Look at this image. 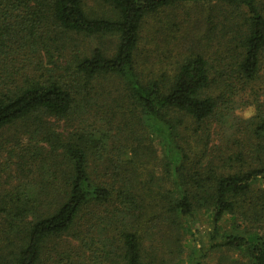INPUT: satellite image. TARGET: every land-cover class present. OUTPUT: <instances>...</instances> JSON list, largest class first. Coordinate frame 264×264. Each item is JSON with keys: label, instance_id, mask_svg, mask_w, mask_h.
<instances>
[{"label": "rangeland", "instance_id": "rangeland-1", "mask_svg": "<svg viewBox=\"0 0 264 264\" xmlns=\"http://www.w3.org/2000/svg\"><path fill=\"white\" fill-rule=\"evenodd\" d=\"M260 1L264 10V0ZM86 9L96 15L111 13L101 0H86ZM220 12L217 0H199L149 16L136 56L141 78L172 79L182 61L197 53L214 63L230 58L231 36L229 29L222 31L227 23ZM48 31L34 48L37 52L28 50L12 59L13 71L22 76L59 77L75 54L90 55L98 48L112 56L119 42L110 35L58 33L53 26ZM221 67L225 76L233 75L229 65ZM0 68L4 67L0 64ZM231 81V94L222 85L208 91V95L228 96L221 113L203 125L185 117L179 127V144L189 157L187 164L200 173L215 169L223 157L239 153L249 159L248 166L264 163V158L260 163L250 155L256 142L250 120L259 113L264 115V55L255 80L234 75ZM92 93L65 120L37 116L36 121L31 118L0 130V204L10 210L19 206L29 210L47 200L45 192L51 190L49 185L59 177L63 163L62 155L53 154L47 143L46 137L52 133L65 141L78 136L91 140L90 171L97 181L114 184L118 191L121 186L114 176L122 172L134 185L131 204L117 192L104 207L84 213L69 233L46 241L39 264H124L120 231L127 228L139 231L146 264H251L245 252L220 244L227 235L264 237V220L252 223L243 215L226 214L216 226L211 209L197 205L192 218L178 217L170 204L181 198L180 181L161 135L132 106L130 93L119 78L99 79ZM36 123L47 131L38 133ZM256 189L264 192V180ZM33 219V212L23 219L2 214L0 241L10 247L24 244L28 222Z\"/></svg>", "mask_w": 264, "mask_h": 264}, {"label": "trees", "instance_id": "trees-1", "mask_svg": "<svg viewBox=\"0 0 264 264\" xmlns=\"http://www.w3.org/2000/svg\"><path fill=\"white\" fill-rule=\"evenodd\" d=\"M101 1L110 7L109 15L87 11L86 0H0V64L4 67L0 68V130L19 121H36L37 116L65 120L81 100L93 97V87L99 79L119 78L130 93L132 106L148 118L167 146V156L180 181L181 198L170 204L178 217L192 218L197 205L211 209L216 226L226 214L243 215L252 223L264 220V192L256 189L264 180V163L248 166L249 159L239 153L223 157L215 169L200 173L187 164L189 157L179 144V127L185 117L203 125L224 109L228 96L208 95L211 87L225 86L231 94L234 75L248 81L259 76L264 55L261 1L217 0L221 19L227 23L222 31L229 29L231 36L227 46L233 54L230 58L214 63L197 53L182 61L172 79L160 76L148 81L141 78L136 67L146 19L164 8L199 0ZM51 26L58 33L116 36V52L109 56L96 48L90 55L75 54L72 61H67L66 73L59 77L22 76L13 71L12 59L28 50L36 51ZM220 63L233 68V75L225 76ZM250 124L256 139L250 155L262 163L264 115H255ZM36 131L47 130L36 123ZM46 140L50 151L63 157L59 177L49 185L47 200L39 207L10 210L0 204V217L8 213L23 219L34 213L24 244L10 247L0 241V264H39L45 242L69 233L90 208L104 207L117 192L124 202L133 201L134 185L126 173L115 172L116 183L121 186L118 191L114 184L94 179L90 171V139L78 136L65 141L52 133ZM127 229L120 231L124 264H146L139 231ZM220 245L245 252L251 264H264L263 236L227 235Z\"/></svg>", "mask_w": 264, "mask_h": 264}]
</instances>
